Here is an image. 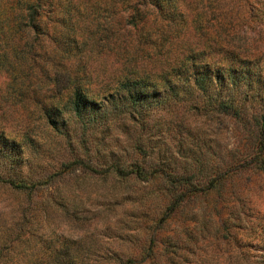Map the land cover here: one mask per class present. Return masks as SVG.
<instances>
[{"label": "trees", "instance_id": "obj_1", "mask_svg": "<svg viewBox=\"0 0 264 264\" xmlns=\"http://www.w3.org/2000/svg\"><path fill=\"white\" fill-rule=\"evenodd\" d=\"M180 1L0 0V56L12 51L26 65L23 92L15 88L11 96L34 105L24 106L32 116L28 124L0 101V182L33 193L50 177L44 169H17L30 160L25 148H33L39 125L70 139L91 137L96 147V137L116 127L130 136L133 155L87 167L127 186L132 210L150 217V233L171 225L169 243L159 250L163 258L149 264H264V218L245 191L252 175L264 173L263 58L235 44L241 35L230 34L261 20L264 0H199L203 8H192V23L201 30L214 23L217 33L191 42L180 35L187 26ZM79 31L127 56H134L131 48L151 46L148 61L157 65L136 66L129 59L120 73L100 79L83 57L90 42L77 38ZM21 35L23 45L7 41ZM162 113L172 114V121ZM201 116L233 120L238 142L248 143V150L237 157L221 152L216 161L208 140L215 128L192 122ZM23 229V213L10 229L0 227V264L23 239ZM47 250L44 260L30 264H133L121 257L85 259L87 252L71 238H59ZM151 250L142 248V257Z\"/></svg>", "mask_w": 264, "mask_h": 264}, {"label": "rangeland", "instance_id": "obj_2", "mask_svg": "<svg viewBox=\"0 0 264 264\" xmlns=\"http://www.w3.org/2000/svg\"><path fill=\"white\" fill-rule=\"evenodd\" d=\"M180 4L187 20L186 28L180 32L184 41H197L204 33L211 37L217 33L214 23L206 25L203 30L192 23V8L196 9L197 5L203 8L199 0H182ZM148 8L151 13L147 14V18L152 23L153 10L151 6ZM230 34L235 37L241 35L240 41L235 39V44L241 43L248 52L262 57L264 65V14L261 20L257 18L247 23L242 30L239 26ZM77 38H87L90 42L84 47L83 57L87 65L100 74V79L120 73L129 59L136 66L157 65L148 61L151 46L131 48L134 56H127L120 50L92 42L89 33L79 31ZM7 41L23 45V35L8 38ZM4 42L0 39L2 50ZM42 43L50 44V41ZM23 66L26 65L20 63L12 51L7 56H0V101H5L2 104H6L9 115L23 116V123L31 124L32 116L28 110L34 108L33 102H23V99L11 96L15 88L23 92ZM11 102L23 103V106L14 104L10 107ZM176 113L180 118L182 111ZM162 115L166 120L173 118L170 113ZM192 122L197 126L215 128L211 132L214 135L206 137L215 144L216 161L221 152L237 157L248 150V143L238 142L237 125L233 120L201 116L193 118ZM33 134L36 138L32 142L33 148H25L30 160L19 162L17 169L25 174H38L44 169L50 177L45 178L46 181L40 183L33 193L18 191L0 182V227L10 229L15 218L23 213L24 228L23 239L13 243L9 253L2 258L4 264H30L44 260L50 244L62 237L79 243L82 251L87 252L83 258L95 263L114 262L121 257L123 263L149 264L162 257L160 251L169 243L171 225H165L156 234L150 233L145 227L150 217L137 216L132 210L135 204L131 202L132 198L128 199L125 195L127 186L115 185L109 177L93 174L87 167V164H115L118 158L129 159L133 153L128 134L113 127L96 137L98 147L91 137L79 134L70 139L43 125H39ZM126 146L128 152L124 151ZM242 181L246 182L245 179ZM247 183L245 191L264 218V173L252 175ZM144 247L152 248L146 257H142L141 253Z\"/></svg>", "mask_w": 264, "mask_h": 264}]
</instances>
